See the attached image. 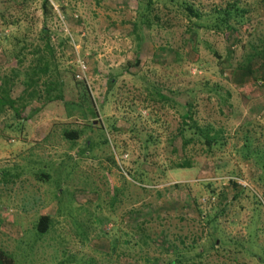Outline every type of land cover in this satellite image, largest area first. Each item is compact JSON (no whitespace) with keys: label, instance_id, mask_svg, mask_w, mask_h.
Listing matches in <instances>:
<instances>
[{"label":"rangeland","instance_id":"374dc122","mask_svg":"<svg viewBox=\"0 0 264 264\" xmlns=\"http://www.w3.org/2000/svg\"><path fill=\"white\" fill-rule=\"evenodd\" d=\"M50 1L44 19L42 0H0V71L31 64V55L22 65L10 57L11 42L38 43L46 24L65 84L64 102L0 113L1 256L10 264H264L263 158L248 155L264 150V0H186L205 13L229 2L248 9L233 34L197 33L174 13L170 28L136 33L144 0ZM77 51L89 66L84 81ZM144 84L172 101L150 104ZM23 88L17 82L13 97ZM184 108L204 130L199 138L188 131L187 145L176 136ZM182 160L191 167L171 169ZM113 172L124 176L122 191Z\"/></svg>","mask_w":264,"mask_h":264},{"label":"trees","instance_id":"16d2710c","mask_svg":"<svg viewBox=\"0 0 264 264\" xmlns=\"http://www.w3.org/2000/svg\"><path fill=\"white\" fill-rule=\"evenodd\" d=\"M15 3L18 2L15 1ZM139 5L141 6V8L138 10L137 20H135L133 24L134 32L136 33L145 29L152 31L154 30V28H157L158 30L170 28L173 23L172 20L168 17V14L174 13V16H185L191 23L190 27L193 26L194 31H197V33L199 32L198 30L207 29L215 30L219 33L229 32L233 34L239 29L241 25L244 24L246 13L249 12L248 9L246 10L244 8H241L237 2H229L226 6L215 8L213 11L206 13L199 10L192 3L186 0H144ZM41 8L44 19H47L49 14L54 11V7L50 0H42ZM160 8H162V11L157 12ZM1 15L2 18L6 20V17L8 15ZM164 15H167V17L164 18ZM20 22L21 18L17 17V19L6 23L4 28L18 25L20 24ZM37 39L38 43H29L26 39H23L22 43L18 39L16 43H14V41L11 42L12 51L10 57L12 56L15 59L14 61L18 65L24 64L28 59V55H31L33 57V60L31 64L24 70L17 66L16 68H11L9 72L0 71L1 114L6 108H9L13 110L15 116L19 117L21 112L34 101H43L45 104L54 101H65V84L57 63L56 48L52 44V34L50 33V30L46 24L41 28V30H39ZM66 39L67 41H69L70 37H67ZM236 43L238 44L239 42L236 41ZM263 47L264 44L262 45V48ZM255 52L257 53L253 54L254 58L259 57L261 48L257 47ZM248 62L249 63L243 65L244 71L245 69L248 70L249 65L252 64V56ZM17 82H21L24 88L19 96L13 97V89ZM109 84L110 86H112L113 82L110 80ZM143 87L146 92V101H148L150 104L160 103L164 106L165 103H169L172 101L167 95L163 94L162 90L155 84H144ZM191 130L192 135L197 138L201 136L199 132L202 133L204 131L199 126L198 122H195L193 120L190 109L186 111V108H184L182 123L176 136L180 137L184 141L185 145H187L188 141H192L194 139L193 136L187 138L188 131ZM206 135L207 138L205 137V143L209 144L210 146L211 144H215L214 139H209V133H207ZM136 137L139 140H142L138 133H136ZM144 145L145 147H148L149 140H145ZM86 146L90 149V146L88 147L87 143ZM248 155L262 157L263 162L261 163L263 164L260 165H263L264 167V150H259L256 153L248 152ZM146 157L147 156H145V158ZM184 160L176 161V164H173L174 166H172L171 169L190 168V162L184 163ZM111 182L117 190L120 189L119 191H122V189L124 188L125 183L124 176H122V174L114 173ZM234 186L237 187L238 183L234 182ZM50 223V216H41L38 224L40 232H46L49 229ZM215 246L216 242L214 244V247ZM1 255L2 254H0V264H10V262L8 261L9 259L13 261L12 257L8 255ZM180 262V258H175L171 259L168 264H177ZM149 264H152V262L150 261Z\"/></svg>","mask_w":264,"mask_h":264},{"label":"built area","instance_id":"2783aa9c","mask_svg":"<svg viewBox=\"0 0 264 264\" xmlns=\"http://www.w3.org/2000/svg\"><path fill=\"white\" fill-rule=\"evenodd\" d=\"M74 63L78 68L76 77L84 81L87 77V72L89 67L88 62L84 58H82V56L77 51V53H75Z\"/></svg>","mask_w":264,"mask_h":264}]
</instances>
